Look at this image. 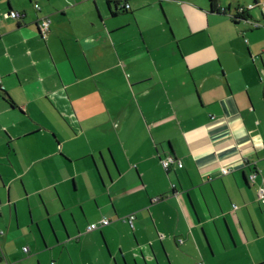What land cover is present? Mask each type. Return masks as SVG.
Returning a JSON list of instances; mask_svg holds the SVG:
<instances>
[{"label": "crops", "instance_id": "crops-1", "mask_svg": "<svg viewBox=\"0 0 264 264\" xmlns=\"http://www.w3.org/2000/svg\"><path fill=\"white\" fill-rule=\"evenodd\" d=\"M219 5L0 0V264H264V15Z\"/></svg>", "mask_w": 264, "mask_h": 264}, {"label": "built area", "instance_id": "built-area-1", "mask_svg": "<svg viewBox=\"0 0 264 264\" xmlns=\"http://www.w3.org/2000/svg\"><path fill=\"white\" fill-rule=\"evenodd\" d=\"M250 6V5H249ZM247 6V8L249 7ZM261 7H264V2L261 3ZM33 8L35 10H38L39 9V6L38 5H34ZM128 7L126 6V9ZM247 8H239L238 12L239 13H242L244 11V9H247ZM7 18H10V19H13V20H18L20 18L23 17L22 14L18 13V12H10L8 14L5 15ZM38 31H39V34L41 36L42 39L46 38V35L48 34L49 32V26H50V20L47 18V17H42L40 18L38 21ZM252 26L253 28H264V19L260 22H253L252 23ZM176 164V161L171 158V157H168L166 159H163L161 161V165L163 167V169L167 170L169 166L171 165H174ZM178 166H180V164L177 163ZM223 175L228 173V170L227 169H223L222 172H221ZM256 176V172H252L250 175H249V182L250 183H253V180ZM257 200L259 201H263L264 200V188L263 187H259L257 189ZM133 216H129L126 221L129 225L130 228L133 227ZM109 224V220L107 219H101L100 221H98L97 223H94V224H91L87 227V231H93V230H96L100 227H103L105 225ZM0 234H2V232H0ZM23 252L24 253H27L28 252V248L27 247H24L23 249ZM199 264H202V263H199Z\"/></svg>", "mask_w": 264, "mask_h": 264}, {"label": "rangeland", "instance_id": "rangeland-1", "mask_svg": "<svg viewBox=\"0 0 264 264\" xmlns=\"http://www.w3.org/2000/svg\"><path fill=\"white\" fill-rule=\"evenodd\" d=\"M262 1L263 0H257L256 1L257 5L254 6V8L250 11L252 14V17L255 19H258L260 17L261 13L264 15V7H261ZM247 2L252 3L253 5L255 4L254 0H238V3H240V5L242 4L243 6H245V8H247V6H249V5H246ZM2 16L4 17L3 14H2ZM4 18H6V16Z\"/></svg>", "mask_w": 264, "mask_h": 264}, {"label": "trees", "instance_id": "trees-1", "mask_svg": "<svg viewBox=\"0 0 264 264\" xmlns=\"http://www.w3.org/2000/svg\"><path fill=\"white\" fill-rule=\"evenodd\" d=\"M128 1V0H125V2ZM209 2V5H210V8L213 12H219V9H220V5H219V0H208ZM127 5V4H125ZM257 4H255L256 6ZM123 10H126V8L123 6ZM12 11H9L8 13H10ZM7 13V14H8Z\"/></svg>", "mask_w": 264, "mask_h": 264}, {"label": "water", "instance_id": "water-1", "mask_svg": "<svg viewBox=\"0 0 264 264\" xmlns=\"http://www.w3.org/2000/svg\"><path fill=\"white\" fill-rule=\"evenodd\" d=\"M257 4V3H256ZM254 6L255 5H250L248 8H247V10H252L253 8H254ZM236 20L238 19V18H235Z\"/></svg>", "mask_w": 264, "mask_h": 264}, {"label": "flooded vegetation", "instance_id": "flooded-vegetation-1", "mask_svg": "<svg viewBox=\"0 0 264 264\" xmlns=\"http://www.w3.org/2000/svg\"><path fill=\"white\" fill-rule=\"evenodd\" d=\"M125 8H126V6L128 7V5H123ZM123 8V7H122ZM128 9V8H127Z\"/></svg>", "mask_w": 264, "mask_h": 264}]
</instances>
